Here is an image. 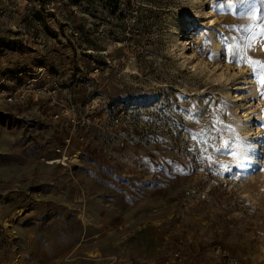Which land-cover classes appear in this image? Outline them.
I'll use <instances>...</instances> for the list:
<instances>
[{
  "label": "rangeland",
  "instance_id": "374dc122",
  "mask_svg": "<svg viewBox=\"0 0 264 264\" xmlns=\"http://www.w3.org/2000/svg\"><path fill=\"white\" fill-rule=\"evenodd\" d=\"M47 2L0 0V66L36 79L0 105V264H264V0ZM32 90L49 118L12 115Z\"/></svg>",
  "mask_w": 264,
  "mask_h": 264
},
{
  "label": "crops",
  "instance_id": "0c3cea01",
  "mask_svg": "<svg viewBox=\"0 0 264 264\" xmlns=\"http://www.w3.org/2000/svg\"><path fill=\"white\" fill-rule=\"evenodd\" d=\"M6 61H1L2 64H4ZM5 67L3 68L2 65L0 66V74H4V73H8L5 71ZM8 71H16V70H8ZM1 75V77H2ZM22 74H20L19 76L21 77ZM19 76H16V77H9V80L7 81H4L3 82V86L1 87L0 89V105L1 107H5L6 104V99L8 98V94L10 92H12L14 89H16L17 87H19L20 85L24 84L26 81L30 80V79H33V78H29L28 79V76H22L21 78ZM0 77V78H1ZM28 79V80H26ZM37 84H39L37 82ZM33 86H35L34 84H32ZM34 90H32L30 92L31 96L29 95L26 100H21V99H18L17 101H15L13 104H15L14 108H15V111L12 113V115H15L18 113V110L20 113H23L24 114H28L30 116H34V115H38L41 116L42 118L48 116L49 118V115L46 114L47 112V109H49V104L47 103V100L45 99L46 97L44 98H41L39 102H37V98L33 95V92ZM8 100V99H7ZM26 102L25 104V107H21V105H23V103ZM8 105H12V104H8ZM20 105V106H19ZM17 109V110H16ZM26 114V115H27ZM42 114V115H41ZM18 115V114H17ZM40 118V117H39ZM49 120V119H48ZM36 122H39L38 119H35ZM40 125L43 126V129H44V133H47L49 131H51L53 128L55 131H58L57 135L53 137L52 140H44L43 141V144L44 145H49V143L54 144L53 142L56 141L58 143H61L63 141V138L69 134V126L67 124L64 123V121L62 120H53L52 122L48 121L47 123H43V122H39ZM87 131V130H86ZM85 131V133H86ZM88 134V133H86ZM53 135V134H52ZM52 135H48V136H52ZM93 135V133H92ZM97 135H95L94 133V138H98ZM41 143V142H40ZM91 145V144H90ZM97 145L100 146V148L102 149V147H104V150H106L105 148V145L104 143L101 141L100 143H97ZM93 151L94 150H97V146L96 147H93ZM49 156H53L52 154H50ZM60 160H52V161H49L48 163L49 164H53V163H56ZM84 161V160H83ZM90 160H88V158H86V160L83 162L85 165L89 166L88 162ZM92 166H94L95 168H93ZM97 167L99 168L98 165H93L91 164V168L92 169H97ZM103 168L105 170H107L108 168H106L104 165H103ZM109 174H105V177L101 176L100 175L98 176V180H107V178L109 177L108 176ZM82 176L83 175H79L78 176V186L81 187V181H82ZM109 180H112L113 181V176L110 177ZM108 180V181H109ZM111 181V182H112ZM77 185L75 184V187ZM116 198L115 195L113 194H108V193H103L97 189H92V192H90L89 194H85L82 193V191L79 190V188L77 189V187L74 189L73 191V194L71 195H66L64 197L65 201H64V204H67V205H70V206H75V208H80V209H84L83 211L86 212L87 210L86 209H98L100 211V214H103V212L107 213L105 211V209H120L119 206L117 207V203L116 201H114V199ZM121 199L125 200V195H123V193H120V197ZM155 198V196L153 195L152 198H151V201H153ZM138 205H135V206H129V207H126L128 209H136L135 207H137ZM113 214V213H112ZM108 221H109V218H106ZM118 219H121L120 217H118L117 215L114 216V221H117ZM123 220V219H122ZM94 225V223H92ZM92 225V226H93ZM137 260L141 261L142 264H150V262L152 261V258H150V255H146V256H138V258H136Z\"/></svg>",
  "mask_w": 264,
  "mask_h": 264
},
{
  "label": "bare ground",
  "instance_id": "6f19581e",
  "mask_svg": "<svg viewBox=\"0 0 264 264\" xmlns=\"http://www.w3.org/2000/svg\"><path fill=\"white\" fill-rule=\"evenodd\" d=\"M256 147L257 145L250 141L247 145V150L241 156V169L247 175H251V169L260 164Z\"/></svg>",
  "mask_w": 264,
  "mask_h": 264
},
{
  "label": "built area",
  "instance_id": "2783aa9c",
  "mask_svg": "<svg viewBox=\"0 0 264 264\" xmlns=\"http://www.w3.org/2000/svg\"><path fill=\"white\" fill-rule=\"evenodd\" d=\"M41 70L43 68H40ZM45 70V69H44ZM11 74L12 73H9V74H5L4 76H2L0 78V89L1 87L3 86V82L6 80V78H9L11 77ZM21 73H16V76H19ZM32 80H36V79H32ZM30 87V81L28 83H24L22 84L19 88H17L16 90H14L13 92H11V94L9 95L10 97L8 98V100L10 102H12L14 100V97H16L17 95H20L19 93H27L28 91L31 90V87ZM72 144V137H67L64 142L62 143V147H58L57 150L58 151H67L69 149V147L71 146ZM65 159V158H64ZM176 255H178V253H176Z\"/></svg>",
  "mask_w": 264,
  "mask_h": 264
},
{
  "label": "snow or ice",
  "instance_id": "6c2138e0",
  "mask_svg": "<svg viewBox=\"0 0 264 264\" xmlns=\"http://www.w3.org/2000/svg\"><path fill=\"white\" fill-rule=\"evenodd\" d=\"M253 15H255V13H253ZM255 27H256L255 24H251L245 29L246 32L250 33L251 38H255V36H256V32L254 31ZM261 34H264V28L261 29ZM249 46H250V44H249ZM257 63H260L261 67H264V62H257ZM262 95H264V93H262Z\"/></svg>",
  "mask_w": 264,
  "mask_h": 264
},
{
  "label": "trees",
  "instance_id": "16d2710c",
  "mask_svg": "<svg viewBox=\"0 0 264 264\" xmlns=\"http://www.w3.org/2000/svg\"><path fill=\"white\" fill-rule=\"evenodd\" d=\"M39 2H40L43 6L48 5L47 0H46V1H44V0H39ZM113 12H115V10H114Z\"/></svg>",
  "mask_w": 264,
  "mask_h": 264
}]
</instances>
